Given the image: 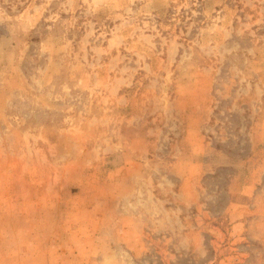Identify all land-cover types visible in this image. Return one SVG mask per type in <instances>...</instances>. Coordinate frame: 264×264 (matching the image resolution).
<instances>
[{
	"label": "rangeland",
	"instance_id": "1",
	"mask_svg": "<svg viewBox=\"0 0 264 264\" xmlns=\"http://www.w3.org/2000/svg\"><path fill=\"white\" fill-rule=\"evenodd\" d=\"M0 264H264V0H0Z\"/></svg>",
	"mask_w": 264,
	"mask_h": 264
}]
</instances>
